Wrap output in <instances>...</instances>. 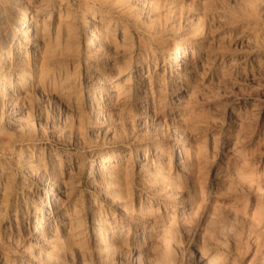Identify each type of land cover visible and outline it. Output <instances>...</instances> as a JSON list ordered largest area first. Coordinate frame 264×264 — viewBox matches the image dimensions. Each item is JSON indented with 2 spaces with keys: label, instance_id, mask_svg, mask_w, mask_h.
<instances>
[{
  "label": "rangeland",
  "instance_id": "374dc122",
  "mask_svg": "<svg viewBox=\"0 0 264 264\" xmlns=\"http://www.w3.org/2000/svg\"><path fill=\"white\" fill-rule=\"evenodd\" d=\"M29 2L35 7L31 10L40 5V0ZM156 2L162 7L150 14L147 12L148 18L145 14L140 18L119 14L109 8L102 11L106 17H112L111 29L117 22L118 26L110 36L108 54H101L97 63L93 62L99 47L86 46L80 23L85 11L93 5L87 0H67L61 13L58 8L51 7L39 13L37 19L48 26L41 38L51 40L54 48V55L45 64L48 75L40 78L39 68L35 67L32 84L21 93L17 92L19 99L11 109L19 118V127L8 122V107H0V150L7 151L4 158L8 164L5 163L4 170L9 184L5 203H0V264L6 259L14 264L34 263L27 250L30 242L36 243L38 229L30 193L43 200L46 216H50L46 210L48 191L40 183L39 173L46 170L55 177L60 169L66 195L59 198L63 206L72 210L75 207L79 213L78 233L85 244L81 251L60 256L59 263L98 264L94 210L101 206L103 211L122 218L118 210L122 205L132 216H138L139 207L147 201H153L157 207L167 202L155 196L153 187L141 178L142 175H136L140 156L129 168L128 181H124L123 188L120 186L123 190L115 192L113 183L110 192H104L101 178L105 174L99 173L97 157L109 149L120 151L126 158H134L137 148H147L160 138L168 139L172 157L165 171L184 186L191 187L183 195L186 204L174 212L172 200L169 201V214L178 218L177 223L163 232L157 249L149 245L150 242L145 245L148 257L142 261L136 258L142 241L135 225L129 245L110 264H246L245 258L231 259V249L242 238L243 228L234 226L231 236L222 235L217 239V206L226 215L232 214L233 197L244 193L252 162L256 160L253 163L258 165V171H262L264 165V0ZM97 14L95 19L99 20ZM60 16L64 22H73L72 38L67 39L66 34H61L60 39L54 38ZM176 39L197 43L194 44L197 54L191 81L181 95L179 80L172 78L176 66L163 52L164 45ZM113 56L127 73L120 78L119 86L125 85L128 89V103L116 110L107 107L108 111L97 118L91 113L89 74L97 69L92 64L103 65L104 60ZM141 84L145 88L142 89ZM151 90L153 99H144L148 95L151 97ZM146 102L147 113L143 112ZM253 107L257 117L251 142L250 128L244 127L241 131L234 128L230 115L238 109L249 113ZM177 130L184 133L193 148H200L198 167L194 163L193 169L187 171L189 174L180 175L182 170L174 141ZM238 136L241 139L236 140ZM21 144L24 149L29 147L30 154L40 160V169L35 174L28 173L19 162L23 155L18 151ZM257 147L258 151L252 152ZM192 151L194 154V149ZM229 162L233 168L229 178L238 179L232 193L220 189L217 180L227 172ZM26 187L29 194L23 193ZM251 194L264 197V191L261 196L257 189H252ZM109 197H115L121 204L112 205ZM53 210L57 216L56 204ZM140 219L142 217L136 218ZM125 225L121 229L123 237L129 235ZM63 237L66 238L64 234Z\"/></svg>",
  "mask_w": 264,
  "mask_h": 264
},
{
  "label": "bare ground",
  "instance_id": "6f19581e",
  "mask_svg": "<svg viewBox=\"0 0 264 264\" xmlns=\"http://www.w3.org/2000/svg\"><path fill=\"white\" fill-rule=\"evenodd\" d=\"M156 1L158 0H153L152 2L151 0H87V3L93 5V7L85 11L80 23L86 36V46L94 47L96 45L99 47L95 51L96 58L93 63L99 62L98 60L101 54H108L106 49L110 43V36H113V31L118 26L117 22L115 28L111 29L110 22L112 17L110 15L106 17L102 11L109 8L110 10L117 11L119 14H128L137 18L145 14L148 18L147 12L150 14L162 7L159 5L160 2L157 3ZM66 5L67 0H40V5H35L37 9L31 10L34 6L29 0H0V107H8V122L14 127H19V118L14 115L11 109L19 99L17 92L21 93L32 84L35 67L39 68V77L45 78L49 72L45 64L54 55L51 40L41 38L42 31H45L48 26L45 24V21L42 24L40 23L37 19L38 15L40 12H45L49 7L53 9L58 8V12L61 13ZM97 5H100L99 9ZM96 14L99 20L95 19ZM51 15L52 13L50 17ZM74 33L73 22H64L60 16L59 25L56 32H54L55 37L53 33L52 37L60 39L61 34H66L67 39H69L74 36ZM194 44L190 40L183 42L182 40L176 39L172 43H166L164 45V54L169 55V60L176 66V72L172 75V78L179 80L178 90L180 95L186 92L189 86L188 83L191 81V69L194 67L195 54H197V49ZM92 66L97 69L92 70V73L89 74L87 85L88 91L90 92L89 97L92 102L91 113L95 117L101 118L108 111L107 107H110V110H116L119 106H124L128 103V89L125 88V85V87L119 86L120 78L124 77L127 73L125 74L123 68L117 64L116 56L104 60L103 65L98 66L92 64ZM90 68L91 65L89 66ZM141 88H145V85L141 84ZM153 93L151 90V97H148V95L144 99H153ZM105 101L108 103L104 104L103 102ZM147 106L148 102L144 104L143 112L145 113L148 112ZM255 109L253 107L249 113L238 109L230 115V123L234 128L239 131L245 129L244 127L250 128L251 136L249 138L251 142L256 132L255 121L257 114ZM239 139H241L239 136L236 137V140ZM167 140L166 138H160L147 148H137L134 158H126L124 155L123 157L120 151L109 149L103 150L97 157L100 165L99 173L105 174L101 178L104 192H110L109 190L112 184L115 183V192L120 193L123 190L122 185H124V181H128L129 168L133 163H136L137 157L140 156L141 164L138 165L139 170L136 172V175H142L141 178L153 187L155 196H161L167 202L164 205L159 204L157 207L152 203L153 201H147L146 205L144 204L139 207L138 216H132V212H129L128 208L122 205L118 209L122 212V218H119V216L113 213L110 214L103 211L101 206L94 210V244H96L95 256L97 257L98 264H110L121 254L122 250L130 243L132 226L137 225L140 231L139 234L142 243L138 246L139 249L136 251V258L142 261L148 257V251L145 245L150 242L148 244L155 248L159 246L158 240L163 232L167 231L174 223H177L175 221L178 218L176 219L175 216L173 217L169 214L167 204L172 200L173 211H179L186 204V202L183 203V195L191 187L184 186L177 178L173 179L170 172L165 171L164 168L168 167L172 162ZM174 141H176L175 150L178 152L182 170L180 175L189 174L187 171L191 170V168L193 169L194 163L197 166V161L201 153L200 148H193L192 142L186 139L184 133L180 130H177ZM21 145L18 151L22 152L23 155L20 157L19 162L28 173L35 174L40 169V160L36 158L35 154H30L29 147L24 149V145ZM193 149L195 151L194 154H192L193 151L191 152ZM257 151L258 147L253 149L252 152L256 153ZM6 153L7 151L5 149L0 150L1 205L5 203L7 196L6 190L9 185L5 179L6 171L4 170L6 168L5 163L7 162L6 158H4ZM254 153L253 158L256 155ZM3 159L6 161H3ZM55 161L57 159H53V162ZM253 162L252 168L249 174H247L248 182L244 186V193L240 196L235 195L233 197L234 211L231 212L232 214L226 215L225 211L220 210L217 206V239L222 235L231 236L230 231L234 226L241 228V230L243 228L242 238L231 249V252H233L231 259L237 261L238 257H242L246 259V264H264V197L262 196V192L264 191V165L262 171H258V165L256 166V163ZM226 169L227 172L219 175L217 178L218 186L220 189H224L226 193H232L238 179L233 180L229 178L231 176L230 172L233 169L230 162L226 165ZM220 172L222 173L223 169ZM38 179L47 188L48 193L46 197L48 206L46 210L51 215L46 216L47 212L45 213L44 211L45 205L43 200L37 199L33 193H30L32 196L31 203L35 207L34 218L38 229L36 230V237L34 238L36 243L33 244L30 242L27 250L31 252L30 257L34 262L32 264H60V256L67 257L75 251L83 250L85 241L78 233L80 224L78 221L79 213L75 207L72 210L69 207L63 206L64 203L60 201L59 197H65L66 195L61 169L56 173L55 177L47 174L46 170L40 171ZM190 184L194 185V181H191ZM252 189H257V192L262 197L252 196ZM51 192L54 194L51 195ZM23 193L29 194V188L26 187ZM109 200L112 205L121 204L117 203L115 197H109ZM53 204L54 206L56 204L57 216L54 215ZM26 208H29V205H26ZM71 210L72 213H70ZM28 214L26 213V215ZM141 217L142 219L139 221L136 220V218ZM123 218L126 219V222ZM184 218L186 217L184 216ZM224 221L225 223H223ZM125 224H127L129 235L123 237L121 229L126 226ZM63 234L66 238L63 237ZM4 264L14 263L6 259Z\"/></svg>",
  "mask_w": 264,
  "mask_h": 264
}]
</instances>
